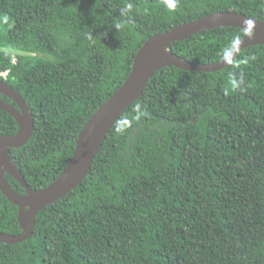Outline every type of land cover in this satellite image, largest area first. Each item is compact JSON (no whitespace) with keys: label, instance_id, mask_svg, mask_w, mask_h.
<instances>
[{"label":"trees","instance_id":"trees-1","mask_svg":"<svg viewBox=\"0 0 264 264\" xmlns=\"http://www.w3.org/2000/svg\"><path fill=\"white\" fill-rule=\"evenodd\" d=\"M127 2L133 23L116 31ZM227 12L264 22V0H179L175 11L164 0H0V80L33 120L27 143L9 151L28 187L40 191L63 172L83 126L149 38ZM245 36L220 27L168 51L214 64ZM242 59L212 73H155L83 181L37 214L27 240L0 243V264H264V45L241 50ZM240 72L244 83L233 91L230 74ZM137 104L148 115L118 132ZM16 132L0 111V136ZM17 214L0 192V234L21 233Z\"/></svg>","mask_w":264,"mask_h":264},{"label":"water","instance_id":"water-1","mask_svg":"<svg viewBox=\"0 0 264 264\" xmlns=\"http://www.w3.org/2000/svg\"><path fill=\"white\" fill-rule=\"evenodd\" d=\"M246 19L251 18L231 12L216 13L149 38L136 53L127 79L83 126L66 168L52 184L40 191H33L28 187L24 177L10 160L9 151L23 147L29 140L33 131V120L23 98L0 80V95L12 102L8 104L0 99V111L11 116L17 124L15 135L0 136V149L3 150V155L0 156V192L18 208L17 221L21 229L17 236L0 234V243L14 245L27 240L33 232L37 214L70 193L83 181L109 130L125 110L142 95L155 73L166 67L212 73L228 65L223 61L205 65L181 61L168 51L172 43L182 42L198 33L220 27L238 28L247 32V26L243 24ZM254 21V35L240 39L239 52L251 46L264 45V22ZM6 176L21 186L24 195L12 190Z\"/></svg>","mask_w":264,"mask_h":264},{"label":"clouds","instance_id":"clouds-1","mask_svg":"<svg viewBox=\"0 0 264 264\" xmlns=\"http://www.w3.org/2000/svg\"><path fill=\"white\" fill-rule=\"evenodd\" d=\"M164 5L168 10L175 11L179 5V0H164ZM133 9H134L133 3L127 2L122 8L118 10L120 17H122V20L120 22L115 23L112 26L116 31L123 30L129 24L133 23V18H132ZM243 24L247 26V35L249 36V38H251V36L254 35L253 29L255 27V21L251 19H246ZM89 36L90 38H92L90 34ZM240 44H241V40L237 38L234 42H230L222 50L220 55L224 63L235 66H239V64L247 63L246 59L236 61V56L239 54ZM243 83H244L243 72H240L239 74H235V73L230 74V86L233 91L240 89ZM225 94H227V92ZM147 115L148 113L146 111V108L141 104H137L133 109L132 119H129L127 117L124 118L121 121V126L116 130L118 132H124L127 130V128L131 127L133 120L138 122Z\"/></svg>","mask_w":264,"mask_h":264},{"label":"bare ground","instance_id":"bare-ground-1","mask_svg":"<svg viewBox=\"0 0 264 264\" xmlns=\"http://www.w3.org/2000/svg\"><path fill=\"white\" fill-rule=\"evenodd\" d=\"M1 155H3V150H2V149H0V156H1Z\"/></svg>","mask_w":264,"mask_h":264},{"label":"rangeland","instance_id":"rangeland-1","mask_svg":"<svg viewBox=\"0 0 264 264\" xmlns=\"http://www.w3.org/2000/svg\"><path fill=\"white\" fill-rule=\"evenodd\" d=\"M5 75H6V74L4 73V74L2 75V77H5Z\"/></svg>","mask_w":264,"mask_h":264}]
</instances>
